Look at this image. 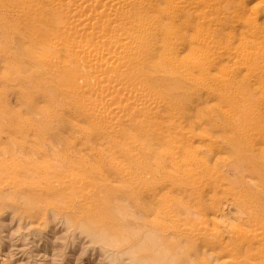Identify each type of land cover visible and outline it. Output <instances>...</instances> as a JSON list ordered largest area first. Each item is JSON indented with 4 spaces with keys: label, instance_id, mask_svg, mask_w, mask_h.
<instances>
[{
    "label": "rangeland",
    "instance_id": "1",
    "mask_svg": "<svg viewBox=\"0 0 264 264\" xmlns=\"http://www.w3.org/2000/svg\"><path fill=\"white\" fill-rule=\"evenodd\" d=\"M27 10L0 0V264H264V178L232 139L264 135V0H178L156 75L181 87L147 84L154 104L139 95L140 114L111 125L64 94L61 51ZM205 234L215 246L200 245Z\"/></svg>",
    "mask_w": 264,
    "mask_h": 264
},
{
    "label": "bare ground",
    "instance_id": "2",
    "mask_svg": "<svg viewBox=\"0 0 264 264\" xmlns=\"http://www.w3.org/2000/svg\"><path fill=\"white\" fill-rule=\"evenodd\" d=\"M4 1H6V0H4ZM23 1H24V5L29 9L27 11H29V12H31V11L37 12L38 11V12L42 13L43 21L46 24L47 29L50 33L48 35V33H47L48 31H45V29L43 28V30L46 32V35L44 33L43 34H44V36H46V38H48V40L51 42V44L55 48V50L57 49V50L61 51V54L59 53L60 55L58 57L55 56L57 59L54 58V56H53L54 53L51 56H53V58L55 59L54 62L56 64L59 63L61 65V68L63 69V71H62V69H61V71L64 72V77H62V80L61 79L60 80L62 81L63 84L66 85V89H65V91H63V87L61 86L62 91L65 92L64 94H66V96L68 95L70 98H71V96H75V97H79L81 99L82 98L85 99V102L91 104L92 107L94 108L93 113H94V116L96 119L103 120L104 122L110 124L111 122L113 123V122H117V121H121V122L125 121L126 122L129 119L128 118L129 114H136V115L140 114L139 111L136 110L138 108L137 107L138 101L136 100V98L139 95H141L140 96L141 97V103L145 104L147 107L150 104L151 105L154 104V101H153L154 97L145 92L144 87L147 84L155 86V87L159 86L161 82L173 84L172 87H168L170 93H174L177 90V88L181 87V86H178L177 84L173 83L172 76H170L168 79L165 77L164 78L158 77L156 75L158 72V69H162L166 63V60H167V54L164 55V51H165V48L167 47L168 38L175 35V29L170 26V22L174 19L172 16H174L175 12L178 11V0H23ZM25 1H28L29 5L27 4V2L25 4ZM158 1L164 2L166 5L164 7H161V5L157 3ZM158 5H160V6H158ZM38 12H37V14H38ZM164 18H169L168 24L167 23L163 24L162 20ZM215 19L216 20H213V23L215 21H217V18H215ZM38 22H40V21H38ZM34 23H35V21H34ZM36 24H38V23L36 22ZM32 26H33V24H32ZM248 26L251 27V25H248ZM26 27H28V26H26ZM22 29H24V28H22ZM32 30H34V29H32ZM43 30H41V31H43ZM30 32H32V31H30ZM31 36L33 37V35H31ZM35 38H37V36ZM241 39H240L238 45L242 50H244L245 49L244 47H246V46H245L244 42H241ZM28 40L29 39H27L26 42H28ZM11 42H13V41H11ZM38 44H40V43H38ZM241 49L239 50L240 54L242 53ZM261 49H264V48L261 47ZM263 51H262V53H264ZM3 53L4 52L2 51V54ZM50 53H51V51H50ZM56 54H58V53H56ZM243 56L248 57L247 55H243ZM47 57H49V56H47ZM47 62L49 64V61H47ZM43 63H44V61H43ZM195 63L196 62L194 60H192L190 57H186V58L180 60L178 64L182 67H187V68L190 67V69H191V68L196 67ZM56 64H54V65L56 66ZM49 67H50V65H49ZM56 67H58V66H56ZM51 69H52V67H51ZM257 69L259 71V72L257 71L258 74L264 76V70L261 71V68L259 69L258 66H257ZM148 70H149V72H148ZM65 73H67V75ZM55 75H57V74H55ZM39 78H41V77L39 76ZM198 79H200V78H198ZM52 83L53 82L51 81V84ZM44 85L45 84H43V86ZM53 86H54V84H53ZM55 86H57V85H55ZM56 89H58V88H56ZM70 98H68V99H70ZM78 103H80V102H78ZM153 112H155V109L153 110ZM131 118H133V116ZM230 121H229V123H231ZM131 124H133V122ZM255 125H256V128L259 127L260 130H264V117H260V116L258 118L256 117ZM115 126H116V123H115ZM223 127H224V125H223ZM226 130H227V128H226ZM231 131H232V128H231ZM244 132H246V131H244ZM246 133H248V132H246ZM246 133L245 134L240 133L239 129H238V132H235L234 137L233 138L231 137V138L234 139V141L238 140V139L241 140V138H243L246 141V143H244V145H241L237 148L238 156H239L238 158L241 159V164L245 165L247 167L246 171L249 175L255 174L256 175L255 177L262 181L264 178V160H260L258 155L261 156V159H262V157L264 158V135H262L261 138L258 139L260 134L258 137H254V136H251V135L246 134ZM239 142L243 143L241 141H239ZM220 149H222V148H220ZM230 158H231V156H230ZM243 168H244V166H243ZM216 175H218V174H216ZM236 177L239 181H243V175L242 174H238ZM250 177H252V176H250ZM217 179H219V178H217ZM212 180H214V179L212 178ZM220 180H218L219 183H220ZM54 185H56V183ZM243 187H244V185H243ZM250 187H251V185H250ZM230 188H231V186H230ZM243 189H245V188H243ZM252 189H253V186H252ZM261 190L262 189H260V191ZM236 191L237 190H235V192ZM49 192H51V191H49ZM254 192H255V190H254ZM237 195H239V194H237ZM130 196H132V194ZM243 197H244V195H243ZM244 200H246V199H244ZM249 200H248V202H249ZM261 201H263V200H261ZM246 202H247V200H246ZM248 202H247L246 206L249 205ZM202 203H203V201H202ZM209 203H211V202H209ZM242 203L244 204V202H242ZM255 203L257 204L258 202L256 201ZM196 204H198V203H196ZM241 204H239V205L241 206ZM258 206L259 205H257V207ZM252 209L253 208H251V210ZM142 210H144V209H142ZM206 210H208V212H209V210L212 211L211 208H207ZM172 211L174 212V210H172ZM148 212H147V214H148ZM172 214H174V213H172ZM243 215H241V216H243ZM244 217H245V215H244ZM172 218H173V216H172ZM263 220H264V218H263ZM192 222H194V221H192ZM195 222H197V221H195ZM207 222H209V221H207ZM198 223H199V221H198ZM198 223H197V225H198ZM201 224H202V222L200 221V225ZM252 224H254V223H251L250 225H252ZM190 225H192V223ZM203 225H205V224H203ZM206 225H208V224H206ZM192 226L194 227L196 225H192ZM181 227H183V226H181ZM179 228H180V226H179ZM183 229H185V228H183ZM228 229H231V228H228ZM256 230H257V228L254 231H256ZM191 231H194V230L192 229ZM213 231H215V230H213ZM249 231H251V230H249ZM257 231L259 232V230H257ZM251 232H253V231H251ZM245 233H246V231H245ZM254 234L251 236L255 237ZM234 236H236V235H234ZM237 236H238L237 238L241 237L240 232L237 233ZM261 236H262V234H261ZM198 237H199L198 239H200L199 242H200L201 246L205 247V246H210V244L214 245V241L208 239L210 237L206 236V234L204 235V237L203 236H201V237L198 236ZM261 239H263V238H261ZM221 241H223V240H221ZM196 245H198V244H196ZM251 245H253V244H251ZM196 247L198 248V246H196ZM227 247H228V245L226 246V248ZM258 247H260V246H258ZM219 249H220V247H219ZM235 249H236V247H235ZM237 249H239V248H237ZM240 251H242V250H240ZM256 252H258V251L256 250ZM238 253H239V251H238ZM226 255H230V253L226 254ZM246 257H245V259H246ZM232 263L233 262H231L229 264H232Z\"/></svg>",
    "mask_w": 264,
    "mask_h": 264
}]
</instances>
